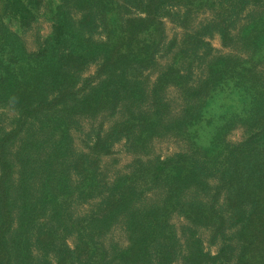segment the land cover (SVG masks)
Masks as SVG:
<instances>
[{
  "label": "trees",
  "instance_id": "1",
  "mask_svg": "<svg viewBox=\"0 0 264 264\" xmlns=\"http://www.w3.org/2000/svg\"><path fill=\"white\" fill-rule=\"evenodd\" d=\"M42 3L0 0V264H264V0H58L29 50ZM214 32L229 52H212ZM219 93L239 109L207 115ZM239 124L250 138L229 143ZM166 136L190 153L100 172L114 143L148 155ZM117 222L125 245L106 243Z\"/></svg>",
  "mask_w": 264,
  "mask_h": 264
},
{
  "label": "rangeland",
  "instance_id": "2",
  "mask_svg": "<svg viewBox=\"0 0 264 264\" xmlns=\"http://www.w3.org/2000/svg\"><path fill=\"white\" fill-rule=\"evenodd\" d=\"M56 1L58 0H43V3L40 7V15L36 20L32 22V24L28 28H25V30L22 31V36L29 50L36 49V41H42L45 36L48 35L51 31V20L48 18L49 16L47 14H49L50 9H52V4H54ZM197 13L198 14L196 15L195 22L209 15L208 10H200ZM12 28L20 30L17 25H12ZM181 33V26H179L176 22L170 21L167 18L165 19V35L167 39H170L174 35H178L180 37ZM205 40L209 42L210 46L213 48L212 52L216 54H223L230 51V47H224L222 37L218 32H214L211 36L206 37ZM97 66V63H91L90 65H88L87 70L85 71V75L93 74L96 71ZM153 78L154 75L152 74V79ZM236 105H239V101L237 98L228 99L226 97V93L215 94L211 96V100L205 108V113L207 115H216V113L221 114L222 111L226 110V106L228 110L239 109V107ZM4 113L9 117L13 115V112L7 109L4 110ZM210 132L203 131L201 134H199L201 140L206 142L209 139ZM250 136L251 133L246 130V127L243 124H239L237 126H234L226 134V140L229 143L237 144L238 142L246 141V139H249ZM73 137L76 148L82 149L85 147L82 133L80 134L78 131H73ZM183 137L177 139L175 137L172 138L166 136L153 140L154 142L151 145L148 155H136L127 151L125 148L124 140L122 139L114 143L107 154H102L98 157L100 172L103 176H106L108 181L111 182L120 178V176L131 175L133 173H136V175L141 174L142 167L139 165L140 163L137 164L138 160L147 164L146 162L156 160L154 159L156 157L162 160L167 157H174L176 155L190 153V150L188 149L189 145L186 140L187 138ZM259 139L263 140L261 137H259ZM90 204L91 202L75 204L73 205L72 210L76 215H81L90 208ZM171 221L177 226L185 222L184 219L177 214L172 215ZM199 232L204 250L208 251L211 255L217 254L220 249V243H208L207 232L203 230H200ZM109 236L112 237L113 240L119 241L121 245H125L126 243L124 242V234L122 232L120 223H115L111 232L106 236L107 244L110 243V241L108 240ZM67 241L70 245H73L75 241L74 236H69ZM173 264H182V262L180 260H176Z\"/></svg>",
  "mask_w": 264,
  "mask_h": 264
}]
</instances>
